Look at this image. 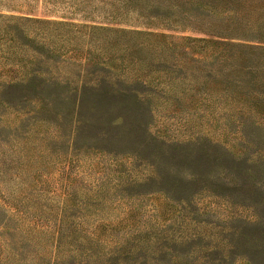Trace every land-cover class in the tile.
I'll return each mask as SVG.
<instances>
[{
    "label": "rangeland",
    "instance_id": "374dc122",
    "mask_svg": "<svg viewBox=\"0 0 264 264\" xmlns=\"http://www.w3.org/2000/svg\"><path fill=\"white\" fill-rule=\"evenodd\" d=\"M0 15V264H264V0Z\"/></svg>",
    "mask_w": 264,
    "mask_h": 264
},
{
    "label": "trees",
    "instance_id": "16d2710c",
    "mask_svg": "<svg viewBox=\"0 0 264 264\" xmlns=\"http://www.w3.org/2000/svg\"><path fill=\"white\" fill-rule=\"evenodd\" d=\"M1 21H0V30L1 32H3V37L4 34H9L11 32H15L17 30L18 25L12 24L10 22H8V20H5L3 15H0ZM26 20L35 22V23H47L49 24V20H41V19H37V18H25Z\"/></svg>",
    "mask_w": 264,
    "mask_h": 264
}]
</instances>
